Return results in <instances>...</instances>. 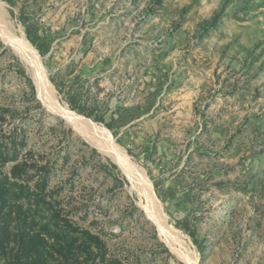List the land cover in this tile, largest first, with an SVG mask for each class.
Instances as JSON below:
<instances>
[{
  "label": "rangeland",
  "instance_id": "1",
  "mask_svg": "<svg viewBox=\"0 0 264 264\" xmlns=\"http://www.w3.org/2000/svg\"><path fill=\"white\" fill-rule=\"evenodd\" d=\"M0 3L57 104L106 132L197 264H264V0ZM53 113L0 39V180L50 207L22 198L31 232L35 213L58 216L49 231L78 248L43 238L67 264H185L134 179Z\"/></svg>",
  "mask_w": 264,
  "mask_h": 264
},
{
  "label": "bare ground",
  "instance_id": "2",
  "mask_svg": "<svg viewBox=\"0 0 264 264\" xmlns=\"http://www.w3.org/2000/svg\"><path fill=\"white\" fill-rule=\"evenodd\" d=\"M3 11L0 3V39L7 46L11 47L24 62L25 67L29 71L37 88L38 98L48 109H50V111L65 119L67 123L77 128L78 131L86 133L97 148L103 153H106V155L108 154L112 161L125 171L131 179H134L145 195L146 205L143 208L149 212L152 223L156 225L160 234L163 235L165 242L180 256L185 264H197V259L194 257V253L185 248L184 242L179 240L177 235L171 229L172 227L167 225L166 220L160 213L156 199L150 192V188L148 187L149 184L146 182L143 175L140 171L134 169V165L123 152L118 150L115 145L108 142L106 132L102 128L88 122L74 113H71L67 108H62L57 104L56 97H54L53 90L48 81V73L42 65L41 58L22 35L19 36L17 33L11 31V27L4 20L5 17Z\"/></svg>",
  "mask_w": 264,
  "mask_h": 264
},
{
  "label": "trees",
  "instance_id": "3",
  "mask_svg": "<svg viewBox=\"0 0 264 264\" xmlns=\"http://www.w3.org/2000/svg\"><path fill=\"white\" fill-rule=\"evenodd\" d=\"M79 113L82 114L83 112L80 111ZM86 117L91 118L92 116L87 115ZM94 120L98 121L99 119L94 118ZM26 197L35 198V206L46 207L45 209L43 208V211L50 209L43 197L33 195L28 192L26 187L8 182L5 179L0 180V259L10 260L14 264H48L46 260L50 258L51 260L54 259V262L58 264V259L56 260L52 256L54 254L62 260L60 264H67L68 261L72 260L68 251L61 249L58 245L48 247L43 236L47 235L50 238H54L55 242L66 245L68 250L78 248H76V241L68 238L69 235L66 229H59V235L49 231L54 221L61 222L58 219L59 217L54 214H51L49 219H46L45 216L39 215L35 211L34 218L37 220L35 226L38 229L31 232L32 224L28 223L30 217L26 211L22 210V205H20L22 198ZM11 224H15V228H11ZM63 224H66V222H63ZM80 235L84 239H92L87 233L82 232ZM188 235L193 239V235L190 232H188ZM80 247L82 245L79 246L82 253L86 256L90 255L91 252L88 248Z\"/></svg>",
  "mask_w": 264,
  "mask_h": 264
}]
</instances>
